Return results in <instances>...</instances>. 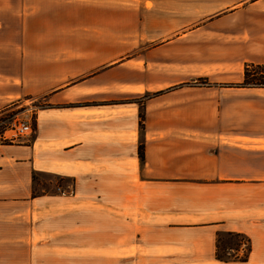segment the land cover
Segmentation results:
<instances>
[{
  "label": "crops",
  "instance_id": "0c3cea01",
  "mask_svg": "<svg viewBox=\"0 0 264 264\" xmlns=\"http://www.w3.org/2000/svg\"><path fill=\"white\" fill-rule=\"evenodd\" d=\"M146 1L21 0L12 21L0 17V114L45 103L31 139L0 141V254L8 244L33 247L37 222L92 212L101 197L122 203L142 246L169 261L185 252L190 264H264V136L164 135L157 97L130 102L152 91L141 60L124 57L175 5ZM42 174L70 183L34 194ZM227 233L250 239L246 262L214 258Z\"/></svg>",
  "mask_w": 264,
  "mask_h": 264
},
{
  "label": "rangeland",
  "instance_id": "374dc122",
  "mask_svg": "<svg viewBox=\"0 0 264 264\" xmlns=\"http://www.w3.org/2000/svg\"><path fill=\"white\" fill-rule=\"evenodd\" d=\"M159 1L146 4L153 7ZM20 2L0 0V17L12 21V6ZM174 3L173 10L163 6L167 21L162 26L154 20L149 22L147 42H134L124 57L141 60L140 78L145 77L152 91L132 96L130 102L141 105L157 97L163 110L164 135L264 136V87H238L247 65H264V0ZM44 105L38 98L28 101L26 107L1 113L0 132L6 128L7 135L13 134V117L30 118L34 124L36 111ZM140 113L143 114L142 106ZM142 139L140 135V143ZM68 183V179L42 174L36 177L34 194L59 193L58 189ZM105 201L99 197L92 212L71 210L37 222L35 228L42 234L35 245H4L0 264H190L185 252L169 261L164 251L142 246L132 225L123 220L122 203ZM178 236L185 240L198 237ZM247 239L243 234H221L215 240V252L222 260L214 258L224 263H242L240 259L249 254Z\"/></svg>",
  "mask_w": 264,
  "mask_h": 264
},
{
  "label": "trees",
  "instance_id": "16d2710c",
  "mask_svg": "<svg viewBox=\"0 0 264 264\" xmlns=\"http://www.w3.org/2000/svg\"><path fill=\"white\" fill-rule=\"evenodd\" d=\"M243 82L238 87L244 88H263L264 87V65H247L244 68L243 75H242ZM144 114L140 113L139 116V127L140 129L144 128ZM35 126V123H34ZM1 133V132H0ZM138 154L142 161H144V145L140 144L138 147ZM236 237H242V234H235ZM248 244V252H250V240L247 239ZM217 249V248H216ZM215 257L218 260H222L217 253L215 252ZM237 260V259H236ZM242 262H246L248 260V255H246L243 259H240Z\"/></svg>",
  "mask_w": 264,
  "mask_h": 264
},
{
  "label": "built area",
  "instance_id": "2783aa9c",
  "mask_svg": "<svg viewBox=\"0 0 264 264\" xmlns=\"http://www.w3.org/2000/svg\"><path fill=\"white\" fill-rule=\"evenodd\" d=\"M12 125L13 134L7 135V132H5L6 128H4L0 133V141L4 143H14L19 140L28 139L34 132V124L30 118L19 119L17 117H13Z\"/></svg>",
  "mask_w": 264,
  "mask_h": 264
}]
</instances>
